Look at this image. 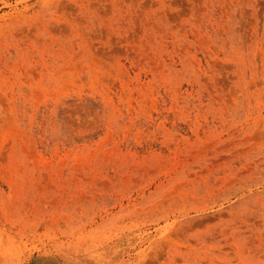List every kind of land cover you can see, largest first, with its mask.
<instances>
[{
	"label": "rangeland",
	"instance_id": "rangeland-1",
	"mask_svg": "<svg viewBox=\"0 0 264 264\" xmlns=\"http://www.w3.org/2000/svg\"><path fill=\"white\" fill-rule=\"evenodd\" d=\"M0 264H264V0H0Z\"/></svg>",
	"mask_w": 264,
	"mask_h": 264
}]
</instances>
